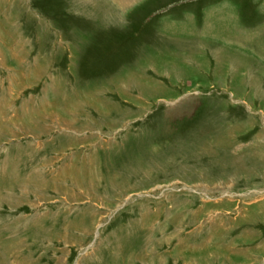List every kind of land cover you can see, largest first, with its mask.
I'll return each mask as SVG.
<instances>
[{"label": "rangeland", "instance_id": "374dc122", "mask_svg": "<svg viewBox=\"0 0 264 264\" xmlns=\"http://www.w3.org/2000/svg\"><path fill=\"white\" fill-rule=\"evenodd\" d=\"M0 264H264V0H0Z\"/></svg>", "mask_w": 264, "mask_h": 264}]
</instances>
